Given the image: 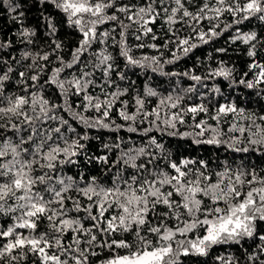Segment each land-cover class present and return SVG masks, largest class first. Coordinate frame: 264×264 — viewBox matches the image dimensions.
<instances>
[{
	"label": "snow or ice",
	"instance_id": "1",
	"mask_svg": "<svg viewBox=\"0 0 264 264\" xmlns=\"http://www.w3.org/2000/svg\"><path fill=\"white\" fill-rule=\"evenodd\" d=\"M0 8V264H264V0Z\"/></svg>",
	"mask_w": 264,
	"mask_h": 264
},
{
	"label": "trees",
	"instance_id": "2",
	"mask_svg": "<svg viewBox=\"0 0 264 264\" xmlns=\"http://www.w3.org/2000/svg\"><path fill=\"white\" fill-rule=\"evenodd\" d=\"M37 15V9L33 8L29 13L28 16L30 17L29 22L33 25L38 24V21L35 19V16ZM0 24L7 25L8 28L13 27L12 25H8L7 23V14L5 9L0 8ZM251 27L254 30L259 31V28L256 27V22L253 21ZM42 35V33H41ZM229 34H225L223 37H221L219 40H217L213 45L210 46H203L202 48H199L195 50L194 54H192L190 57L186 58L185 60L181 61L179 65L176 67L180 70L187 68V67H192L195 64L196 58L199 57L201 60H206L208 54L211 52L214 56H216L217 59H223L229 64H234L235 67L240 71L243 72L246 70V61L247 57L243 54V46H239L237 48L236 52H230L228 55H223L219 56L215 53L214 49L218 47L225 46V41L227 40ZM171 70V67L169 68ZM222 87H224V90L227 92L229 91L227 88V82L222 81L221 82ZM245 95H247V91L245 90ZM252 103L249 105V107L252 108H261L264 107V101L259 100L255 95H252L250 97ZM177 143H183V142H178L175 139H171L169 141V145L173 148L177 145ZM191 147L187 149V151H191ZM180 151H185L184 147L180 148Z\"/></svg>",
	"mask_w": 264,
	"mask_h": 264
}]
</instances>
